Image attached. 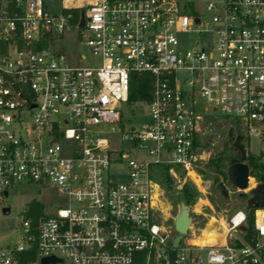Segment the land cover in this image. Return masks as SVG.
I'll list each match as a JSON object with an SVG mask.
<instances>
[{"label":"built area","instance_id":"obj_1","mask_svg":"<svg viewBox=\"0 0 264 264\" xmlns=\"http://www.w3.org/2000/svg\"><path fill=\"white\" fill-rule=\"evenodd\" d=\"M60 1L51 13L45 0H0V218L25 187L65 198L36 222L27 202L0 264H264V208L252 223L237 211L220 241L175 246L158 179L181 171L209 204L199 96L264 141V0ZM73 25L91 55L75 65L48 46ZM144 73L148 120L124 131L134 74ZM109 134L128 147L116 153Z\"/></svg>","mask_w":264,"mask_h":264},{"label":"rangeland","instance_id":"obj_2","mask_svg":"<svg viewBox=\"0 0 264 264\" xmlns=\"http://www.w3.org/2000/svg\"><path fill=\"white\" fill-rule=\"evenodd\" d=\"M45 3L51 13H61L63 11V5L60 0H45ZM48 46L52 51L65 54L70 63L74 65L79 64L78 59L81 53H87L89 58L91 57L87 47L80 44V31L74 25L66 28L63 34H54ZM184 74V72H179L178 75L179 77H183ZM144 103L145 101H136L124 106L122 117V128L124 131L130 130L132 127H139L148 120V109ZM195 110L198 114L202 115L198 123L196 143L199 151L206 156V160L201 164L200 171L206 179L212 182L216 181V185L211 186L208 195L210 205L205 204L203 201L200 202V192L192 183L185 180L183 172L178 171V177L176 178L160 169L158 175V179L164 190V215L169 217L170 226L174 227L175 218L180 213V204L184 202L179 197L181 189L185 185H189L197 193L195 202L188 204L192 223L188 234L183 237L186 240L195 239L198 236L203 237L207 231L206 228L210 227L213 219L220 220L225 224L237 211H250L248 202L250 192L248 190L240 191L233 189L223 176L212 172L208 166L210 159L229 151H235L233 144L239 136H241V142L246 146L248 154L254 153L255 155L262 154L264 156V141H259L246 135L243 127L234 117L214 111L201 96L197 98ZM109 136L111 147L117 150L116 153H120L119 150L128 147L127 143L123 144V142H120L121 139L118 138V135L109 134ZM143 156L142 154H138L136 157ZM169 178L170 180H168ZM251 178H253L252 175ZM243 192L247 193L246 197L241 195ZM33 199L43 203L44 212L54 210L58 206H63L65 202L62 194L49 185L44 187L32 186L28 189L25 187V190L11 193L10 197L6 199V203L11 206L12 212L9 216L0 218L1 244L13 243L17 240V235L12 229L17 224L18 214L26 211L27 202ZM245 230L246 228H241L239 229V233L243 235ZM221 232L223 233V230ZM175 235H177V232H175ZM234 237L232 236V239Z\"/></svg>","mask_w":264,"mask_h":264},{"label":"water","instance_id":"obj_3","mask_svg":"<svg viewBox=\"0 0 264 264\" xmlns=\"http://www.w3.org/2000/svg\"><path fill=\"white\" fill-rule=\"evenodd\" d=\"M85 18L83 16L81 26L84 27ZM235 151L226 152L225 156L228 159L227 176L230 186L233 189L245 191L249 187L250 167L247 162V148L241 142V136L237 137L233 144ZM212 185H216V181L212 182ZM243 197L247 196V193L241 194ZM248 202L255 208H264V183L258 184L248 197ZM10 208H4V212L9 211ZM192 219L189 215V207L185 202L180 204V213L177 215L174 221V228L177 235L174 239V245L178 246L185 235L188 234L191 226ZM63 260L55 256L44 257L41 259V264H51L62 262Z\"/></svg>","mask_w":264,"mask_h":264},{"label":"trees","instance_id":"obj_4","mask_svg":"<svg viewBox=\"0 0 264 264\" xmlns=\"http://www.w3.org/2000/svg\"><path fill=\"white\" fill-rule=\"evenodd\" d=\"M46 44H48V42ZM152 82L153 79L148 74L145 73L134 74L131 85L130 96H129L130 103L136 101H150L152 98V94H151ZM225 154L226 153L210 159L208 166L212 172L223 176V178L226 181H228L227 169L229 164ZM247 162L250 167V175L253 176L257 185L264 183V156L262 154L255 155L254 153H249L247 157ZM168 180H170V178ZM179 197H181L184 200V202L188 205L190 203L195 202L197 198V193L194 192L189 187V185H185L181 189V192L179 193ZM43 208H44L43 204L38 200L33 199L28 203L29 214L33 217L35 222L37 221L39 216L42 215ZM249 208H250L249 219H250V223H252V219L254 218L253 215H254L255 207L249 204ZM26 214H27V207H26ZM28 258L30 260L34 259L35 253L33 252L30 256H28ZM25 261H27V256L25 258Z\"/></svg>","mask_w":264,"mask_h":264},{"label":"bare ground","instance_id":"obj_5","mask_svg":"<svg viewBox=\"0 0 264 264\" xmlns=\"http://www.w3.org/2000/svg\"><path fill=\"white\" fill-rule=\"evenodd\" d=\"M259 213H260V215L263 214V212H259ZM218 228H221L223 230V233H221L218 230ZM206 230L207 231L205 232V235L203 237L202 236H198V238L195 237V239H193V243H195V244L214 243V242H217V241H220L221 239H223L224 234L227 232L226 226L220 220H218V221L212 220V222L210 223V227L209 228L207 227ZM211 238H213V240H211ZM200 240H202V241H200Z\"/></svg>","mask_w":264,"mask_h":264},{"label":"crops","instance_id":"obj_6","mask_svg":"<svg viewBox=\"0 0 264 264\" xmlns=\"http://www.w3.org/2000/svg\"><path fill=\"white\" fill-rule=\"evenodd\" d=\"M213 220H215L216 221V219H213ZM218 221V220H217Z\"/></svg>","mask_w":264,"mask_h":264}]
</instances>
